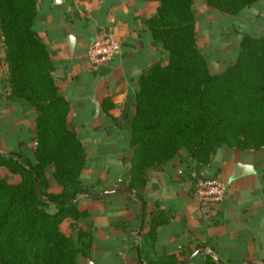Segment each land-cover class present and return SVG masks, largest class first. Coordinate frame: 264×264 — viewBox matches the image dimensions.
Returning a JSON list of instances; mask_svg holds the SVG:
<instances>
[{"label": "trees", "instance_id": "16d2710c", "mask_svg": "<svg viewBox=\"0 0 264 264\" xmlns=\"http://www.w3.org/2000/svg\"><path fill=\"white\" fill-rule=\"evenodd\" d=\"M148 1L157 3L145 24L152 36L151 47L161 59L137 80L128 158L120 162L128 177L126 188L141 198L147 175L178 158L180 150L201 167L208 166L220 149L264 151V36L240 34L233 64L211 74L196 44L192 1ZM204 1L228 15L255 2ZM36 19V0H0L6 98L33 111L35 128L31 155L21 149L7 152L23 165L0 154V168L21 177L18 184L0 178V264H80V257L90 254L95 225L76 204L57 207L51 203L66 204L84 193L94 194L95 186L81 179L84 143L67 121L69 103L56 87L50 51L38 36ZM46 171L61 188L59 194L48 193L52 182L46 179ZM50 205L55 212L48 211ZM65 219L81 227L66 236L59 230ZM166 222L159 216L150 220L142 249ZM112 227L125 230L127 225ZM141 259L150 264L176 263L173 258L152 262L141 255ZM204 264L215 263L206 256Z\"/></svg>", "mask_w": 264, "mask_h": 264}, {"label": "crops", "instance_id": "0c3cea01", "mask_svg": "<svg viewBox=\"0 0 264 264\" xmlns=\"http://www.w3.org/2000/svg\"><path fill=\"white\" fill-rule=\"evenodd\" d=\"M36 3L35 26L50 51L56 87L69 103L67 121L84 143L86 163L81 179L95 186V193L126 188L128 177L120 163L125 152L115 149L114 144L120 136L117 127L123 130L131 122L137 80L152 62L151 35L145 21L155 14L157 3L148 0H36ZM101 34H110L119 50L109 63L93 70L85 51ZM68 35L76 40L72 58L66 46ZM3 58L0 48V138L7 139H0V146L2 153L21 149L30 154L35 146L34 114L31 109L7 100V67ZM94 103L99 106L98 115ZM110 122L115 129L106 127ZM93 125L100 130L93 129ZM233 162L251 165L255 173L230 181ZM0 177L10 184L16 176L1 167ZM208 178L225 181L227 191L217 207L201 213L193 197L194 184ZM146 180L142 196L145 225L140 238L136 235L140 209L138 219L134 207L139 204L134 198L124 194L95 201L83 194L77 196L74 203L77 209L87 212L95 225L86 264L88 261L138 264L137 246L140 259L144 255L152 262L165 258L182 262L200 247L212 251L223 264L264 260V151L241 154L220 149L206 167L185 157L176 158L151 171ZM126 196L131 197V203ZM154 216L167 222L157 228L154 238L144 242L146 246L142 249L143 234ZM117 223H124L127 228L112 227ZM80 259L82 263L84 257ZM205 261L206 255L201 254L190 264ZM141 262L150 264L145 259Z\"/></svg>", "mask_w": 264, "mask_h": 264}, {"label": "rangeland", "instance_id": "374dc122", "mask_svg": "<svg viewBox=\"0 0 264 264\" xmlns=\"http://www.w3.org/2000/svg\"><path fill=\"white\" fill-rule=\"evenodd\" d=\"M191 1L194 9L196 44L201 55L207 62L211 74H218L228 68L231 64H233L238 52V42L240 39V34L245 33L246 35L253 37L264 36V0H257L256 2H253L249 7L243 9L236 15H228L226 13H223L222 11L214 9L209 6L204 0ZM203 36H205L208 40H204ZM151 50L152 64L154 61H158L159 59H161V55L157 49L151 47ZM162 60L164 61V63H166L167 59L162 57ZM88 123L91 122L89 121ZM92 124L96 123L93 122ZM130 124L131 123L128 124V128H124L123 130L122 128L119 129V127H117V131L119 132L120 136L118 138V141L115 142L114 148L118 149L121 152H125V154H123V159L128 158L127 141L130 137ZM106 127H108L109 129L116 128L113 122L108 123V126ZM99 128L100 127L93 125V129L100 130ZM0 139L3 141L7 140L6 136H1ZM0 150L1 152H3L1 146ZM234 150L239 152L236 149ZM249 152L252 151L244 152L243 154ZM4 154L8 153L5 152ZM178 155V158L180 157L181 159L185 157L183 150H180L178 152ZM50 174V171L45 172L46 179L52 182V187L49 189L48 193L59 194L61 192V188L51 180ZM15 176L16 177L12 181H10V184L20 183L21 177L18 175ZM129 202L131 203L132 201L130 200ZM134 209L139 211V207H134ZM48 211L50 213H53L55 212V209L52 205H50L48 207ZM78 228L79 224L77 225L71 219H65L59 226V230L66 236H69L72 230L75 231ZM89 258V256L84 257L82 263L80 259V264H86V260H88Z\"/></svg>", "mask_w": 264, "mask_h": 264}, {"label": "built area", "instance_id": "2783aa9c", "mask_svg": "<svg viewBox=\"0 0 264 264\" xmlns=\"http://www.w3.org/2000/svg\"><path fill=\"white\" fill-rule=\"evenodd\" d=\"M119 50V44L110 34H101L89 44L85 57L89 67L96 70L109 63ZM226 182L219 178L200 179L194 184L193 197L201 213H208L225 198Z\"/></svg>", "mask_w": 264, "mask_h": 264}, {"label": "water", "instance_id": "95a60500", "mask_svg": "<svg viewBox=\"0 0 264 264\" xmlns=\"http://www.w3.org/2000/svg\"><path fill=\"white\" fill-rule=\"evenodd\" d=\"M59 4H61V3L55 2V5H59ZM65 40H66V46H67L69 55L72 58L73 53H74V49H75L76 40H75L74 36H72V35H68ZM94 107H95V115H98V112H99L98 104L94 103ZM0 154H3L8 158L14 159L16 162L23 165V162L17 156H15L13 154H4L1 152V150H0ZM254 173H255L254 168L251 165L243 164L241 162H233L231 164V174L229 176V180L235 181V180L241 179L243 177L253 175ZM35 189H36V186H35ZM36 194H37V192H36ZM124 194L131 196L139 204L140 220H139V228L136 231V235L138 238H140L141 233L144 229V225H145L146 211H145V203L139 195H137L136 193H134L132 190H130L128 188H123V189H116V190L105 191V192H97L94 194L84 193L83 196H86L88 198H101V197H110V196H114V195H124ZM37 196H38V198H40V196L38 194H37ZM74 203H75V200L71 201L69 203H66V204H60V203H55V202H53L51 204H53L54 206H57V207H64V206H68V205H73ZM135 253H136L137 263L143 264L141 262V259H140V248H139V246L136 247ZM201 254H204V255L210 257L215 264H223L212 251L207 250L204 247H200L198 250L191 253L185 260H183L182 262L175 263V264H190L196 256L201 255ZM87 264H91V262L88 261ZM246 264H264V260H262L260 262H257V261L248 262Z\"/></svg>", "mask_w": 264, "mask_h": 264}]
</instances>
